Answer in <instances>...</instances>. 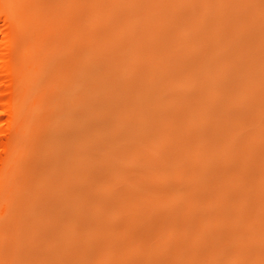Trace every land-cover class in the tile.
<instances>
[{
  "label": "bare ground",
  "instance_id": "obj_1",
  "mask_svg": "<svg viewBox=\"0 0 264 264\" xmlns=\"http://www.w3.org/2000/svg\"><path fill=\"white\" fill-rule=\"evenodd\" d=\"M81 18L87 22L81 23ZM169 18L185 20L173 26L175 22ZM191 18L209 20L211 25L203 30L197 25V33L191 35ZM261 19L264 7L259 0H0V264H217L225 242L223 233L239 226L249 229L243 217L245 208L228 192L214 198L218 211L211 217L197 214L191 220V188L204 202L210 189L207 183L213 178L227 189L234 182L245 186L243 179L248 178L251 195L255 191L259 196L264 214V90L259 100L256 96L255 115L250 110V119L248 115L232 122L240 119L231 112L233 106L244 108L247 92L225 85L228 69L237 67L236 73H246L250 79L247 73L252 68L256 71L257 66H264L259 51L264 42ZM91 21L102 27L96 29ZM202 42L204 46L197 47ZM227 46L235 60L229 64L221 61L224 57L219 53ZM204 47V55L191 56ZM179 83L183 92L181 89L175 96L185 106L182 124L189 130L191 87L201 89L205 98L215 97L218 90L219 101L204 99L201 105L205 114L224 119L227 148L200 154L199 149L206 145L191 150V137H182V141H173L179 143L170 150L159 151L161 143L164 148L173 137L156 120L148 122V126L156 125L141 135L146 112L151 110L138 108L144 115L137 117V107L129 112L125 109L126 100L138 90L148 101ZM124 109L133 116L125 112L122 116ZM96 110L104 114L99 121L92 117ZM170 129L176 132L174 127ZM115 132L122 143L105 138ZM136 132L144 136V143L151 139L150 144L161 145L152 148L147 141L149 146L142 145ZM140 146L153 149L151 163L158 171L153 174L154 166L147 168L136 180L135 172L117 175L118 154L133 157ZM199 155L203 159V164L198 162L200 172L197 165H191V159ZM94 159L99 160L95 167L100 169L94 172L97 179L103 184L117 177L118 190L116 186V190L96 194L88 185L87 196L78 189L80 185L83 189L85 178L81 177L94 171ZM252 159L254 163L260 159L256 172L250 165ZM165 175L178 183L167 189L156 187V179ZM148 192L157 194L143 199ZM157 195H162V203L145 207L141 217L143 202L151 205ZM115 196L120 197L117 208ZM179 197L182 202L175 200ZM182 207L186 208L184 214L180 213ZM234 208L237 218L228 220L226 211ZM138 214L146 223L141 234L131 231L122 239L118 235L122 227L136 223ZM194 224L198 232L221 228L200 233L204 235L201 239L199 233L194 234L198 243L191 246ZM227 237L231 236L225 234Z\"/></svg>",
  "mask_w": 264,
  "mask_h": 264
},
{
  "label": "rangeland",
  "instance_id": "obj_2",
  "mask_svg": "<svg viewBox=\"0 0 264 264\" xmlns=\"http://www.w3.org/2000/svg\"><path fill=\"white\" fill-rule=\"evenodd\" d=\"M192 1H194V3H198L199 2V0H192ZM259 5H263V7H264V0H259ZM81 19H80L81 20V23L85 24V22H87V21L84 22V20L86 18H81ZM169 19H171V20H173L175 22V24L174 23L172 24L173 26L174 25H177V23H181L182 21L185 20V18H169ZM234 19L240 21L243 18H234ZM193 20L194 19L191 18V35H195L197 33L196 30H195V28L197 29V25L200 27V29H202V28H209V26L211 25V22L209 20H205V19H200V20L198 19V21L197 20L196 21H193ZM259 21H263L264 22V19H261ZM91 23H92V25H95L96 22L95 21H91ZM262 24H264V23H262ZM98 25H99V22H97L96 25H95L96 29H97ZM99 27H102V23L99 25ZM245 35H247V34H245ZM232 44H235V43L232 42ZM198 45H200V47H201V45L204 46V42H202L201 44H197V47H198ZM221 49H222L221 50L222 52L220 51L219 53H221V55L220 54L219 55H220V57L221 56L224 57V58L221 57V61L226 62V63H228V62L231 63V62H234L235 61L234 60V57H232L231 52L229 50L226 51L227 49H230V46L223 47ZM259 51H260V55L261 56H264V42H263L262 45L260 44ZM205 52L206 51H205V47H204L203 49H201V52L192 54L191 56L192 57H198L199 58L202 55H204ZM137 57H141V56H137ZM235 68L237 69V67H235ZM233 69L234 68H231V70L228 69L229 71L226 70L225 78L227 80H226V84L225 85L227 86V84H228V85H230V88H233V89L235 88L237 90L238 89L239 90L240 89L241 90H245L247 92V94L245 95L246 96L245 99L247 100L248 103L251 101V103H249V104L247 103V105H246V106H248V109H246L247 108L246 106H244V108H243V106L239 108L241 112L239 111L238 107L233 106L234 108L232 109L231 112L232 113L233 112L234 113H238V116L240 115V119L239 118L238 119L237 118H234L235 120L233 119L232 122L233 121L234 122H236V121L239 122V120L245 119V118H242V117H246L247 118L248 115H250V116L247 119H250V117L252 116L251 114L256 113V111L258 110V107H256L255 104H257V106H259V104H258L259 102H257V101L262 96L261 94L263 93L262 91L264 90V85H262L264 83V66L259 65V66H257V70L256 71L252 68V72L251 73H247V74H249L251 76L250 77L251 80L249 79V77L246 78L247 77V76H245L246 73L245 74H242V72L241 71L239 72L238 70H237L238 73H236V69H234V70ZM238 74H239V76H238ZM176 85H178L177 87L175 86L176 88L174 87V89H169L167 92H165L166 94L164 93L163 94L164 96L162 95L163 97L161 95L154 94L153 96H151L152 99L149 98V100L147 101L146 98H144V100L142 99L141 94H140V91L137 90L138 91L137 92L135 90L134 91L135 93L133 92L134 94L133 93L131 94L132 95L131 98L128 97L129 99H127V100L125 99L126 102H127V106H126L127 108H125V106H124V108L127 109L128 112H129L130 109H132L134 107H137V109H136L137 117L140 114L141 115L143 114L141 111H139L143 107H145V112H146V110H151V111H147L146 112L147 114L145 115V117L147 116V121L145 119V121H146L145 124L146 123L147 124H146V126L144 124L143 127H145V128H142V129L139 130L140 133H141V135H142V133H143V135H144V133H146V131H144V129L145 130H149L150 127H153V126L156 125V124L153 125V123H152L151 125H153V126H151V125L148 126V122L150 123V121L153 122V120H156V121H159L157 123H161L160 126H162V124H163L162 130H165L164 132L166 134L167 133L169 134V131H170V134L169 135H172V137H173V140L167 141V145H165L166 142H164V145L165 146L163 148V143H161L162 144L161 147H159L161 144L159 146H158V144H156L157 147L154 144H150V143H152V142H150L151 141L150 138H149L150 139L149 141L148 140H145V143H144L143 142L144 141L143 138H144L145 135L142 137L139 132H136L135 135H137V134H138V136L140 135L141 138L139 137V139H141L142 140V143H144L142 145H145L146 144V141H147V142H149L147 144H149L150 147H152V148H154L153 146H155V148H158L159 147V149H160V150L158 149L159 151H164L162 149H166L165 151H168V149L170 150L171 148H173L172 146H174L175 144L179 143L177 140L174 143L173 141L175 139H178V140L182 141L183 139L184 140H187L188 138L191 137V150L197 149L198 146H202V145H206L207 146L204 149H202V148L199 149L198 152L200 154L206 153V152L212 153L213 149H217L218 150V149L223 148V147L227 148V144H228L227 138L224 137V136H226V135H224L225 134L224 132L227 131V130H225L227 128L223 129L224 128V126H223L224 123L222 122V120H224V119L221 118V117L219 118L217 116H214V114H208V115L205 114L207 112L204 113L203 108H202L203 105H201V102L204 101V99L207 102H209L210 100L211 101H215V102L216 101H219L218 98L220 97V93L217 94L218 90H217V92L215 91V94L213 92V94L215 95V97L212 98V96H213L212 95L209 98H207V97L205 98L206 95L202 94L203 92L201 91V89L196 88L194 86L191 87V92L190 93H191V123H192V125H191V130H189L190 128L189 129L188 128H185L186 124H185V126H184V124H182V122L184 120L183 117H184V114H185V112H184L185 111L184 110V107L185 106H183L181 104V102H179L180 99L178 100V97H176L177 95L175 96V94H177L178 92H181V89H182V92H183V86H181L182 84H180V83L179 84H176ZM179 86H181V87H179ZM183 94H185V93H183ZM201 95H202V97H201ZM256 96H257L258 100H257ZM150 99H151V101H150ZM208 99H210V100H208ZM122 102L123 101H121V105L123 104ZM116 103H119V101H116ZM141 105H142V107H140ZM251 105H253V106H251ZM254 106H255V108H252ZM138 108H140V109L138 110ZM256 108H257V110H256ZM125 109H124V111L122 113V116H124V112H125L126 115H129V113ZM143 109H142V111H144ZM230 109L231 108L227 109V111L230 110ZM137 110L140 113H138ZM245 110L248 111V114H246L247 111H245ZM250 110L252 111V113H251ZM235 111H238V112H235ZM94 114H92V117L93 118L95 117L94 119H96L97 121L101 120V118H102L101 116L104 115V114H102V112H98V114H97V110H96V112ZM261 114H264V113H261ZM253 115H255V114H253ZM130 116H133V115H129V117ZM232 116H234V114H232ZM167 119L170 120V121H168ZM166 120H167V122H166ZM117 124L119 125V123H117ZM166 124H167L168 128L166 127ZM218 124H219V126H218ZM220 124H222V125H220ZM160 126L158 124V128L159 129H160ZM170 126H171V128L174 127V129H176V132L175 133H174V130L173 129L172 130L170 129ZM180 126H181V129H179ZM183 126H184V128H183ZM147 127H149V128H147ZM186 127H189V126H186ZM230 127H232V126H230ZM98 128H100V126ZM164 128H166V129H164ZM182 128H183V130L186 129V132L183 131ZM235 128L236 127L233 126L232 129L235 131ZM105 129H107V127H105ZM177 129H179V130H177ZM164 132H163V134H164ZM172 132L174 133V135L172 134ZM181 132H182V135H181ZM187 132H189V134ZM117 133L118 132H115L114 134H112L111 135L112 136L111 139H110L111 136H108V135H107V137L105 136V138L106 139L109 138V139H107V141L109 140L110 143L112 142L111 140H113V141L115 140V142L118 141V140H120V142L122 143V140L119 137L120 135H119V133L118 134ZM115 134H116V136H115ZM104 135H105V133H104ZM176 135H177L178 138L176 137ZM138 136H135V137L138 138ZM113 137H115V138L113 139ZM116 137H117V139H116ZM182 137H183V139H181ZM185 137H187V138H185ZM146 138H148V137H146ZM153 143H155V141ZM147 144H146V146H149ZM189 144H190V142H189ZM117 146H119V145H117ZM146 146H143V148H142V146H140V150L138 152H136L135 155L133 154V157L137 155L136 158L134 157L135 159L133 157H127L123 153L120 154L121 153L120 152L118 155H119V158H120L121 162L119 161L120 163L118 162L119 165L117 166L118 169L119 168L120 169H119V171L118 170L116 171V168L117 167H115L114 170L116 171V174L117 175H121L122 173H124L125 175L130 176L131 174L134 175L135 173H137V175L135 174V176H134V178L136 180L142 174L141 172H143L145 169L148 168V169L151 170L152 166L155 165V163L154 164L151 163L153 160H152V158H150L153 149L152 150H150V148L147 149ZM169 146H171V147L169 148ZM166 147H168V148H166ZM235 147H237V146H235ZM106 149H108V147ZM140 152H141L142 155H138V153L140 154ZM106 153L108 154V151ZM233 153H234V150H233ZM121 155H123V156H121ZM144 155H145V158H146V159L144 158L145 161L143 159ZM108 156L110 157L109 154H108ZM148 156H149V159H148ZM197 157H195L194 159L193 158L191 159V165L194 163L193 164L194 167H195V165H197L196 166L197 168H198V166L202 168V165L200 166V164H203L202 163L203 162V159L201 158V155H199ZM95 158H98V157H95ZM139 158H141L143 160H140ZM137 159H139V161H138V164L139 165H137V162H135V161H137ZM257 160L259 161L260 159H257ZM94 161H96V162H94ZM97 161H99V160L98 159H96V160L94 159L93 160V162L95 163V164H93V167H92L94 169V171H93V169H91L93 172H91V174L89 176H88L87 173H85L86 175H84V176H82V174H79L80 177L82 176L81 177L82 179H83V177L85 178V179H83V183H81L83 189L81 188V185L80 184H76V185H80L79 186L80 188H78V189H80V191H82V192L86 191L84 193H86L87 196L90 195V192L88 191V193H87V190H86L88 188V185H89V189L88 190H90V191L93 190L92 192H94V193L97 191L96 194H100V193H103V192L105 193L106 191H108V189L109 190H112V189L116 190L117 187H118L117 188V190H118L119 189V186L121 185V184H118L119 186L117 185L118 182L115 180L117 177H114L112 179L110 178V179H108V181L107 180L105 181L107 183L103 182V184H102V182L99 181L100 178L97 179V176L99 177V175H96L94 173L96 171L98 172L99 169H100V168L98 169V167L96 166L97 169H98L97 170L96 167H95V165L97 164ZM129 161L133 162V164L131 162H129ZM252 161H253V159H252ZM254 161H253V163H254ZM258 161H256V163H254V164L252 162L250 163V165L253 166V170H255L254 168H256V164L257 165L259 164ZM198 162H201V163L199 164ZM135 163H136V165H135ZM144 163H146V164H144ZM249 167L252 168L251 166L248 165L247 168L249 169ZM155 168L156 167L154 166L152 168V170H151L153 174L158 171ZM201 168H198V170H199L198 172H200ZM249 170H252V169H249ZM125 171H126V173H125ZM248 171H247V173L250 174V172H248ZM119 172H122V173H119ZM255 172H256V170H255ZM92 173H93V175H92ZM138 174H139V176H138ZM252 174H256V173H252ZM80 177L77 178V179H80ZM87 177H88V179H87ZM235 177H237V176H235ZM254 177H257V174ZM94 178H96L97 180L96 179L93 180ZM163 178L166 179V180L164 179L165 182H163ZM160 179L162 181L161 183H159V180ZM176 180L177 179H171L169 176L167 177L165 175L162 178L160 177L159 179H156L155 186L158 187V188H163V187L166 188L169 185L171 186L172 184H175V183L177 184L178 182ZM247 180H248V178H246L245 180L243 179L244 182L241 181V182L245 183V186H243V187L242 186H239V184H240L239 182H234L232 184L233 186L231 185L228 189L225 188V187H223V184L221 182L219 183V181H217L216 178H215V180L213 178L212 180H210L211 182L209 181L210 183L209 182L207 183L208 188H210V189H208V193H209L208 194V198L210 199L209 200L210 202L215 201L214 200L215 197H216L215 199H217V198H219L221 196H224V195L226 196V194H228V192L231 195H235L234 197H232V200L233 201L236 200L235 203H237L239 207H243L244 206V208H245V211H244L245 214L243 215V217L245 219V224L249 223V229H245V228L242 229L239 226V227H236V229H232L229 233L227 231L223 233V237H224V241L225 242L222 243V245H221L222 248L219 249L220 250V253L217 254V256L219 257L217 264H263L262 262H264V214H262L261 211H260V204L258 202L259 196H255V194H256L255 191H254L253 195H251V191L253 190V186H252L251 182H247ZM87 181H89V182H87ZM111 181H113L116 184L114 185ZM90 185H91V187H90ZM111 185H114V186H111ZM109 186H111V187L109 188ZM113 187H115V188H113ZM211 189H213L214 191L211 190ZM226 190H228V191H226ZM245 191H247V192H245ZM194 192H195V190L191 188V202H192V205H191V213H192L191 220H192V218H193L194 215H195V217H196L197 214L198 215L201 214L203 216H210L211 217L212 214H214V213H216V211H218V210H216V207L215 206H217V205H215L216 204L215 202H212L213 204L210 203V202H208V198H206L207 201H204L205 203L204 202H201L202 198L199 197L198 193L195 194ZM211 192H212V194H210ZM213 192L215 194H213ZM216 192L218 193V195H217ZM155 193L152 194L151 192H148L147 196L144 195L142 197H143V199L145 197L146 198L147 197H151L152 195H155ZM176 193H177L176 195L180 194V192L179 193L176 192ZM221 194H223V195H221ZM162 195L161 196H159V195L156 196V199L153 202V203L156 202L155 203L156 205L153 204L152 202H150V203H152L151 205L144 204V202H143L142 208L140 210L141 213L139 212V214H141L140 216L143 217L142 215H145L144 213L147 211L148 208H150V206L151 207H154V206H157L158 202H159V204H160V202L162 203V200H163ZM92 196H93V193H92ZM92 196H90L91 197V200L92 199L94 200V197L92 198ZM209 196H213V197L211 198ZM142 197H141V199H139L140 201L143 200ZM113 198L116 200L115 201L113 199V202L115 201V204H116L118 202V200H119L118 198H120V197L115 196ZM175 200L182 202V198H180V197L178 199H175ZM101 205H104V203L102 202ZM117 205L118 204H116L115 207ZM145 207H147V209H145ZM144 209H145V212H144ZM237 211H238L237 208H234V209H231V210H227L226 212H228V213L225 212L226 213V216L227 217H228V215L230 216L227 219L228 220H235L237 218V216H235V214H237ZM180 213L181 214L186 213V208L183 209V207H182L180 209ZM139 214H138V216L136 215V218H139V219H137L136 220L137 222L136 223H133L131 225V227H122V226H124V224L121 225L122 229H121V232H119L118 235H120V237H122V239H123L124 235H125V237H127V235L131 233V231H133L132 233H135L137 235L141 234V230L145 227L144 225H146V223L144 221L142 222V219H141V217H139ZM210 219H212V218H210ZM119 222L121 223V221H119ZM140 223L142 224V226H141ZM240 225L241 226H244V224H240ZM192 226L195 229L193 227L191 228V237H192L191 238V246L192 245L196 246V244L198 243L197 242V238L194 237V234H195V236H197L198 233L199 234L200 233H212L214 231V229H220L221 228L219 226H216V228L202 229L200 232H198V229L199 228L197 227V225L194 224ZM204 230H206V231H204ZM122 232H123V234H121ZM225 234H228L231 237H227L225 239ZM203 236L204 235L200 234V235H198V238L201 239ZM221 249H222L223 252L221 251ZM17 256H19V254ZM172 264H176V263H172Z\"/></svg>",
  "mask_w": 264,
  "mask_h": 264
}]
</instances>
